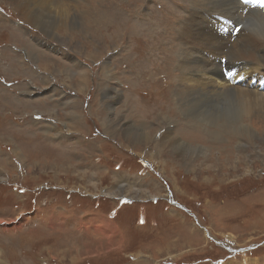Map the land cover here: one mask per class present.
<instances>
[{
  "label": "rangeland",
  "instance_id": "1",
  "mask_svg": "<svg viewBox=\"0 0 264 264\" xmlns=\"http://www.w3.org/2000/svg\"><path fill=\"white\" fill-rule=\"evenodd\" d=\"M10 1L0 0V264H264V110L243 115L246 138L166 109L155 93L175 64L165 43L145 55L129 94L148 102L123 108L118 5L128 0H78L83 23L56 39ZM130 118L155 140L178 127L174 138L210 158L148 156L154 142L126 141Z\"/></svg>",
  "mask_w": 264,
  "mask_h": 264
},
{
  "label": "bare ground",
  "instance_id": "2",
  "mask_svg": "<svg viewBox=\"0 0 264 264\" xmlns=\"http://www.w3.org/2000/svg\"><path fill=\"white\" fill-rule=\"evenodd\" d=\"M77 1L11 0L10 2L22 19L51 39H56L57 31H70L83 23L84 17L77 12ZM89 2L93 9L91 4L98 3V0H86V3ZM125 2L123 1L125 7L118 5L125 16V21L122 22L124 28L120 29L124 36V54L120 70L122 81L128 85L116 81L124 94L123 108L129 109L130 102L137 103L141 107H144L141 104L143 99L148 102V92L139 91L137 94L134 93L132 98H129V94L134 91L133 85L141 73L138 72V67L141 66L142 69L145 55L147 57L149 54H155L154 45L165 43L172 52L168 60L173 58L175 61L174 65H167L166 70L161 72L166 78L164 90L159 93L157 87L155 90L156 95H161L165 108L170 111L185 108L191 119L199 125L210 121V124L215 122V125L225 127L231 133L239 132L241 137L249 138L250 135H254L248 126L242 124V119L246 113L264 110V82L257 76H264V11L251 9L243 14L242 5L238 0H156L155 5L151 7L149 0H135L132 5H129V0ZM141 9L143 11L140 12ZM235 23L243 24V27L231 41L232 34L229 30H233ZM6 26L4 23L0 24V31H7ZM19 26L13 29L20 30ZM256 29L258 31H253ZM12 42L25 44L23 40L14 39ZM184 50L186 51L183 52ZM161 52L166 55L167 51L160 48L158 53L160 58H162ZM223 57L226 58L225 67L233 71L234 79H241V75H245L248 76L247 80H241L234 86L224 80L220 63ZM114 59L117 61V56H114ZM112 76L115 79V73ZM80 77L83 81L81 75ZM174 91L177 95L176 99L171 95ZM225 97L232 103L233 108L222 106L226 105ZM159 106L164 110L162 104ZM138 111L143 117L144 111L140 109ZM130 119L132 123L131 127L126 129L125 133L128 136L126 141L134 142L135 147L141 142L147 144L154 142L155 145L151 146L148 156L151 154L164 156L172 153L180 160L189 158L187 160L189 164L196 162L191 161L190 158L198 157V153L203 155L205 161L210 158L206 157L205 152H199L200 148L181 142L178 136L174 138L170 126L155 140L153 136L157 130L155 132L153 129L142 130L133 123H140L139 120ZM166 120L161 119L158 124H169L170 121L166 122ZM180 127L182 128V125ZM158 130H160L159 126ZM175 130L179 135L180 129L176 127L174 133ZM194 132L197 135L200 133L198 130ZM190 142L193 144L191 140ZM206 168L208 169L209 165H206Z\"/></svg>",
  "mask_w": 264,
  "mask_h": 264
}]
</instances>
